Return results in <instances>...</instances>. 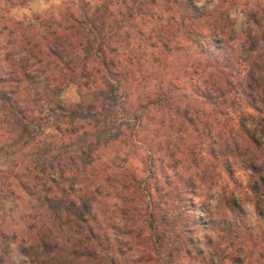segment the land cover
Masks as SVG:
<instances>
[{"label":"clouds","instance_id":"clouds-1","mask_svg":"<svg viewBox=\"0 0 264 264\" xmlns=\"http://www.w3.org/2000/svg\"><path fill=\"white\" fill-rule=\"evenodd\" d=\"M0 264H264V0H0Z\"/></svg>","mask_w":264,"mask_h":264}]
</instances>
